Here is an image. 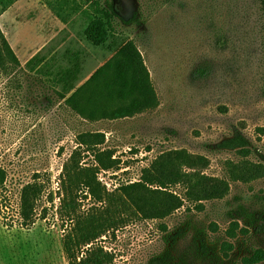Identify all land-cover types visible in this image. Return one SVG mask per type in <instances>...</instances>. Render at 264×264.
Returning <instances> with one entry per match:
<instances>
[{
    "label": "rangeland",
    "instance_id": "374dc122",
    "mask_svg": "<svg viewBox=\"0 0 264 264\" xmlns=\"http://www.w3.org/2000/svg\"><path fill=\"white\" fill-rule=\"evenodd\" d=\"M101 2L113 5L116 29L95 45L85 30L97 14L85 0H0V28L18 59L8 70L0 67V167L7 175L0 187V264H68L64 240L87 232L82 222L63 224L57 214L63 167L74 159L99 168L110 215L95 245L113 255L110 264H149L168 249L186 264H249L252 254L264 250V232L257 230L264 215L260 1ZM131 39L149 69L158 104L120 119L81 116L61 94L69 97ZM90 133L101 136L89 142H103L81 143ZM237 133L248 140V153L219 147ZM95 150L112 151L116 164L100 168ZM174 150L204 156L209 164L184 167L183 173L196 177L164 189L182 200L180 208L146 218L140 207L160 210L168 196L126 194L122 188L141 182L146 168ZM196 179L200 183L193 187ZM34 180L45 190L36 222L23 228L20 190ZM216 186L221 197L209 193ZM78 198L81 219L105 206L87 192Z\"/></svg>",
    "mask_w": 264,
    "mask_h": 264
},
{
    "label": "trees",
    "instance_id": "16d2710c",
    "mask_svg": "<svg viewBox=\"0 0 264 264\" xmlns=\"http://www.w3.org/2000/svg\"><path fill=\"white\" fill-rule=\"evenodd\" d=\"M94 6L96 16L89 23L85 30V35L89 41L95 45L104 44L115 32V18L117 16L113 5L110 2L102 3L101 0H85ZM264 11V0H259ZM5 9V8H4ZM136 15L133 18H136ZM133 19L126 23H131ZM18 64V59L13 52L9 42L0 28V67L5 70ZM61 98L71 106L81 116L90 120L97 118L120 119L133 116L146 109L153 108L158 104L157 94L155 92L149 69L145 63L144 57L137 45L131 39L121 44L115 54L101 65L82 85L69 96L61 94ZM114 107H111L113 104ZM101 135L85 134L81 143L89 145L90 138H98ZM103 137L99 138L97 143L103 142ZM248 140L240 133L231 138L223 140L219 147L222 149H240L248 153L246 147ZM95 161L100 168L111 169L116 160L113 159V152L110 150H98L94 152ZM209 159L190 154L186 150H174L157 158L152 166L145 169V174L141 182H134L124 186L123 192L129 194V190L139 192L141 196L148 192H161L168 196V202L164 203L162 208L140 207L146 218L154 219L164 217L171 211L180 208L183 205L182 200L173 194L164 190L168 189L172 183L181 181L190 182L194 175H188L182 172L184 167L197 170L208 166ZM99 168H87L80 166L74 159L73 162H67L63 167L62 178L59 183L57 214L65 222H82L87 232L76 231L70 234L64 240V251L68 264H110L113 261V255L105 251L103 246H96L95 240L98 239L105 229L101 226L109 219L110 210L107 208L108 199L106 191L102 189L97 181L96 172ZM6 172L0 167V187L4 186L6 181ZM81 176V179H78ZM201 179V178H200ZM200 180L196 179L193 187L198 186ZM149 186H155L152 189ZM44 185L38 180L24 184L20 190L19 200V225L23 228H30L38 218L39 203L44 194ZM87 192L97 203H105L102 208L97 207L99 212L89 214L81 219L79 209L82 199L78 198L79 193ZM197 192V191H196ZM210 195L221 197L223 194L219 187L211 190ZM54 202V198L49 199ZM47 208L44 206L42 214L45 215ZM262 222L257 226L258 232H264V215ZM6 226L9 224L6 223ZM237 226V222H235ZM11 226V224H10ZM87 227H91L87 230ZM246 231V230H243ZM232 237L234 232H230ZM90 246L86 247L87 245ZM86 247V248H85ZM264 260V250H258L252 254L247 262L257 264ZM149 264H186L183 261H177L171 250L153 256Z\"/></svg>",
    "mask_w": 264,
    "mask_h": 264
}]
</instances>
